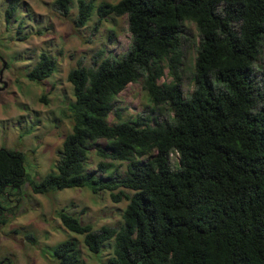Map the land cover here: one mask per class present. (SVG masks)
<instances>
[{"label":"trees","instance_id":"obj_1","mask_svg":"<svg viewBox=\"0 0 264 264\" xmlns=\"http://www.w3.org/2000/svg\"><path fill=\"white\" fill-rule=\"evenodd\" d=\"M19 2L6 0L5 23ZM69 4L54 0L52 8L66 17ZM93 13L95 28L109 15L124 16L129 45L120 58L100 50L91 67L78 62L67 72L71 124L54 171L29 180L23 153L0 148V225L9 210L3 197L26 182L43 196L86 188L108 192L114 203L127 200L116 228L92 229L64 211L55 213L90 254L112 241L105 264H264V67L258 63L264 0H117L96 6L76 0L74 26L83 27ZM185 22L194 25L197 43L193 87L182 97ZM163 62L171 81L158 85ZM54 69L55 59L40 52L25 77L39 82ZM138 79L152 104L166 105L171 116L152 118L153 125L141 116L108 124L113 98ZM92 146L100 160L94 172L86 170ZM121 162L125 171L119 174L115 163ZM49 255L55 264H79L73 238L52 246Z\"/></svg>","mask_w":264,"mask_h":264},{"label":"rangeland","instance_id":"obj_2","mask_svg":"<svg viewBox=\"0 0 264 264\" xmlns=\"http://www.w3.org/2000/svg\"><path fill=\"white\" fill-rule=\"evenodd\" d=\"M53 1L20 0L7 24L3 17L6 0H0V148L22 152L24 171L28 179L34 181L54 171L57 152L70 129L66 107L73 97L66 81L67 72L78 62L91 67L94 54L100 50L104 56L120 58L130 42L124 16L109 15L95 28L97 16L93 13L83 27L76 28L73 24L76 0H70L66 17L53 10ZM91 1L96 6L100 2L113 4L117 0ZM183 26L189 40L181 49L179 76L181 95L186 97L193 87L197 37L192 23L185 22ZM40 52L55 59V69L48 78L31 82L25 73ZM258 60L259 66L264 67V43ZM170 81L171 76L163 62L162 76L157 84ZM138 116L148 117L150 125H153L152 118L161 120L171 116L166 105L155 106L148 99L142 79L127 84L113 98V110L107 116V123L133 122ZM94 145L101 148L104 142L97 141ZM99 161L92 146L87 155L86 170L96 171ZM115 164L117 172L122 174L125 162ZM123 191L130 194L128 190ZM8 192L2 199L4 207L9 209L5 213L7 222L0 225V261L4 264H55L49 255L50 248L69 238L77 242L79 264H105L112 255V241H107L97 255L90 254L81 237L67 232L55 213L64 211L81 224L91 225L92 229L116 228L122 222L127 200L114 203L108 192L92 193L86 188L63 189L43 196L33 194L27 182L18 190ZM26 236L33 237L35 242L26 240Z\"/></svg>","mask_w":264,"mask_h":264},{"label":"water","instance_id":"obj_3","mask_svg":"<svg viewBox=\"0 0 264 264\" xmlns=\"http://www.w3.org/2000/svg\"><path fill=\"white\" fill-rule=\"evenodd\" d=\"M4 65V64H3ZM1 73H2V71H0V76H1ZM3 86H5L4 84H3Z\"/></svg>","mask_w":264,"mask_h":264}]
</instances>
